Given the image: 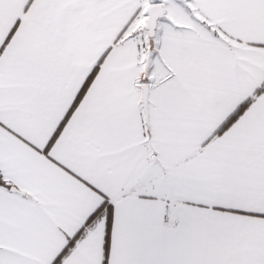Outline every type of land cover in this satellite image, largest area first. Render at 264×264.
Masks as SVG:
<instances>
[{
  "label": "snow or ice",
  "instance_id": "6c2138e0",
  "mask_svg": "<svg viewBox=\"0 0 264 264\" xmlns=\"http://www.w3.org/2000/svg\"><path fill=\"white\" fill-rule=\"evenodd\" d=\"M0 264H264V0H0Z\"/></svg>",
  "mask_w": 264,
  "mask_h": 264
}]
</instances>
